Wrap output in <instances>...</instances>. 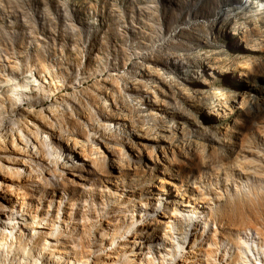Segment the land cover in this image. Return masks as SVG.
Returning a JSON list of instances; mask_svg holds the SVG:
<instances>
[{
    "label": "rangeland",
    "instance_id": "obj_1",
    "mask_svg": "<svg viewBox=\"0 0 264 264\" xmlns=\"http://www.w3.org/2000/svg\"><path fill=\"white\" fill-rule=\"evenodd\" d=\"M246 1L0 0V79L11 68L21 74L32 68L36 75L64 72L67 85L80 80L87 93L80 101L66 98L63 113L53 115L83 138L96 131L75 166L56 178L67 184L75 211L87 202L122 231L123 222L129 226L136 219L135 206L154 211L149 218L162 226L163 212L177 221L193 217L191 230L204 234V249L214 236L221 251L251 226L264 228V9L258 18L251 10L262 0H252L244 14L232 9ZM197 49L206 50L211 69L195 56ZM194 69H200L197 75ZM43 81L32 102H60L63 82ZM28 105L23 113L30 116ZM149 110L153 115L145 118ZM46 115L29 121L43 128L41 122H52ZM106 142L114 145L111 151ZM48 159L35 158L46 179L34 178L28 190L45 206L53 196L45 184L55 170ZM115 189L122 208L114 204ZM55 192L54 209L61 190ZM203 192L212 203L204 201L193 215L186 198L204 200ZM210 212L213 218L204 219Z\"/></svg>",
    "mask_w": 264,
    "mask_h": 264
},
{
    "label": "bare ground",
    "instance_id": "obj_2",
    "mask_svg": "<svg viewBox=\"0 0 264 264\" xmlns=\"http://www.w3.org/2000/svg\"><path fill=\"white\" fill-rule=\"evenodd\" d=\"M251 3L252 0L245 2L247 6L244 3H236L232 9L244 14L246 7H250ZM262 9L263 0L258 1L256 10H251L254 13L252 16L258 18ZM194 54L199 61L212 68L205 57L206 50L197 49ZM181 55L183 57L184 52ZM34 70L32 68L26 74H21L11 68L8 72L5 71L0 79V264H264V228H259L258 224L251 226L252 231L238 233L235 240L228 242L230 246L221 251L217 237L214 236L209 238L206 242L207 248L204 249V234L195 231L196 229L191 230L193 217L177 221L176 218L172 219L173 215L166 216L163 212L167 220L162 226L161 222L153 220L155 217L149 218L154 211L141 210L135 206L132 214L136 219H132L129 226L123 222L125 229L122 231L121 226L108 219L105 212L87 208V202L83 211H75V205L70 203L74 197H67V184L64 180L57 182L56 178L65 173V168L75 166L74 158L86 151L87 137H93L96 131H90L88 136L83 138L74 130H66L68 122L53 115L63 113L62 102L66 98L73 97L80 101L85 99L87 93L84 94V90L79 87L80 80L67 85L68 73L54 71L48 75L47 70H44L45 72L36 75ZM198 70L193 71V74L197 75ZM128 74L127 71L124 76ZM76 77L78 78V75ZM134 77L131 76L132 82L138 81V78ZM46 79H51L53 84L63 82L58 91L61 101L51 102L47 106L41 103L38 106L37 101L32 102L34 91L44 89L40 80L47 83ZM102 100L103 105L108 106V98ZM27 104L32 108L30 116L23 113L26 112L24 107ZM45 111L49 113L47 117H53L51 124L41 122L43 128L35 127V123L29 121L30 117L36 118ZM147 113L145 118L153 115L152 110ZM105 120L112 124L115 119L106 116ZM115 122L121 131H126L118 121ZM101 124L99 121L97 125ZM83 125L86 126L85 123ZM25 127L29 128V132H25ZM56 141L61 144L60 148L56 146ZM8 145L12 148L7 150ZM104 146L108 151L114 148L111 142H106ZM30 150L33 153H30ZM99 150L101 157L107 158L101 147ZM19 151H22L21 155L24 154L18 158L14 154ZM43 154L49 156L48 164L55 166V170L49 173L50 178H47L49 182L45 184L50 185L48 188L52 190L53 195L51 199H46L48 206L44 205L45 200L41 197L28 194V190L32 188L30 181L34 178L39 179L37 181L46 179L44 168L40 166V162L35 161V158L41 160ZM27 161L31 167L26 168ZM154 187L160 194L165 191L160 186ZM56 189L61 192L54 209L52 206L56 201L53 198L57 193ZM180 195L179 193V197L183 198L184 195ZM192 196L186 198L188 203L185 207L193 215L201 212L200 204L204 201L212 203L207 192L202 193L204 200L194 197L195 194ZM113 197L114 204L122 208V194L116 191ZM159 201L163 203V197H160ZM103 204L109 205L104 202ZM110 209L109 206L107 210ZM212 218L213 213L210 212L204 219ZM219 254L222 255L218 258Z\"/></svg>",
    "mask_w": 264,
    "mask_h": 264
}]
</instances>
